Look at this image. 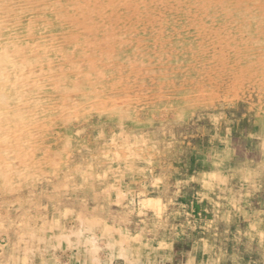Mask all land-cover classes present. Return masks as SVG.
I'll return each mask as SVG.
<instances>
[{
	"label": "rangeland",
	"instance_id": "rangeland-1",
	"mask_svg": "<svg viewBox=\"0 0 264 264\" xmlns=\"http://www.w3.org/2000/svg\"><path fill=\"white\" fill-rule=\"evenodd\" d=\"M0 264H264V0H0Z\"/></svg>",
	"mask_w": 264,
	"mask_h": 264
}]
</instances>
